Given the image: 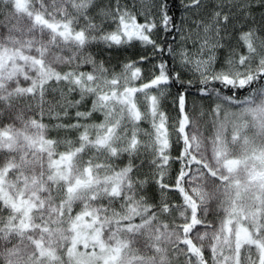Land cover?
Instances as JSON below:
<instances>
[{"label": "snow or ice", "instance_id": "1", "mask_svg": "<svg viewBox=\"0 0 264 264\" xmlns=\"http://www.w3.org/2000/svg\"><path fill=\"white\" fill-rule=\"evenodd\" d=\"M175 3L0 0V264H264V0Z\"/></svg>", "mask_w": 264, "mask_h": 264}, {"label": "trees", "instance_id": "2", "mask_svg": "<svg viewBox=\"0 0 264 264\" xmlns=\"http://www.w3.org/2000/svg\"><path fill=\"white\" fill-rule=\"evenodd\" d=\"M173 11V14H174V17H175V20H176V23L179 24L180 23V20H181V17H182V9L180 7V3H179V0H176V3H175V6L173 7L172 9ZM165 35L163 33L160 34V39L163 40L165 39ZM168 40H171V37H167ZM140 51L139 47H134V48H131V49H128V50H120V51H113L112 53H105L104 55L107 57V56H111V61L113 64L117 63L118 61L120 60H123L125 58H128V57H133L135 56L136 54H138ZM164 59H168V56L167 54H164ZM192 92H195V88L192 89ZM171 99V98H169ZM167 107V106H166Z\"/></svg>", "mask_w": 264, "mask_h": 264}, {"label": "rangeland", "instance_id": "3", "mask_svg": "<svg viewBox=\"0 0 264 264\" xmlns=\"http://www.w3.org/2000/svg\"><path fill=\"white\" fill-rule=\"evenodd\" d=\"M128 2H130V0H128ZM257 17H259V12H257ZM178 43H179V40H177V44ZM188 102H189L190 105L191 104H195V105H198L199 106V105L203 104L205 108L207 107V104H208L207 101L202 100L201 97H199L198 95H196L195 92H192V95H190L188 97ZM166 106L169 109V111L172 110L171 99H169L166 102ZM173 114H174V112H173Z\"/></svg>", "mask_w": 264, "mask_h": 264}]
</instances>
